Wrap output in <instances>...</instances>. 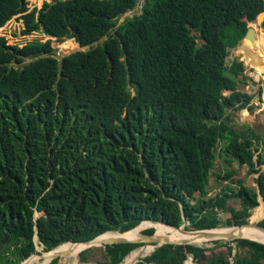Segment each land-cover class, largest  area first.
<instances>
[{
    "label": "trees",
    "instance_id": "trees-1",
    "mask_svg": "<svg viewBox=\"0 0 264 264\" xmlns=\"http://www.w3.org/2000/svg\"><path fill=\"white\" fill-rule=\"evenodd\" d=\"M27 3L0 0V26L19 14L23 33L41 30L88 49L58 59L50 38L19 46L0 36V264H19L36 245L47 251L146 220H186L187 230L242 225L259 196L264 206V138L232 127L227 113L251 110L254 95L237 89L243 61L226 63L264 0H143L121 21L138 0ZM252 140L263 153L254 156ZM216 150L255 173L257 188L225 168L217 177L229 184L205 197ZM218 211L229 216L221 221ZM232 242L242 252L205 264H264V243ZM136 246L105 244L99 264H119ZM203 251L163 244L135 264H195L187 258Z\"/></svg>",
    "mask_w": 264,
    "mask_h": 264
},
{
    "label": "rangeland",
    "instance_id": "rangeland-1",
    "mask_svg": "<svg viewBox=\"0 0 264 264\" xmlns=\"http://www.w3.org/2000/svg\"><path fill=\"white\" fill-rule=\"evenodd\" d=\"M27 1H28L27 7H29V9H31L32 7H37V8L40 7L42 1H50V0H27ZM142 3H143V0H138L137 5L132 10L125 12L119 18V21H121L125 16L131 17L132 15L139 13ZM260 14H262V16H261L262 18H261L260 22L258 23V26L259 27L261 26L260 29L262 30V32H264V30L262 29V25H263V21H264V11ZM257 17H256V19H257ZM256 19L253 22H255ZM18 20H20V19L17 16L15 18V21H18ZM6 25H9V23H7ZM6 25L3 28V29H6V32H3L2 31L3 29H2L1 33H4L6 35L5 37L8 39L7 42L9 44H13V43L23 44L24 39L22 37L23 36L22 30L21 31L20 30H14V29H12V27H9ZM10 33L12 36H9ZM243 37L241 39H243ZM32 38H35V37H32ZM36 38H41L42 40H44L45 36H43L41 33H39V34H37ZM103 38H105V37H103ZM103 38L99 39L98 41H101ZM67 40L70 41L69 47H66V49H65L62 47V43L67 41ZM243 44H241V42L239 41L238 44L234 48L229 50L228 56L226 58V63L229 64L233 58H237L238 60L243 61V64H244L243 75H245L246 78L243 79V78H241V76L238 77L237 89L240 91H243V92L252 93L254 95V97H253L254 99L251 100L252 105H253V109L249 110L248 114L251 115V118L253 119V121L255 119V116L259 117L258 122H256V124L255 123L252 124V126L255 127L256 130H259V132L261 134H264V109H262L261 112H259L257 115H254V113H253L257 110V108L259 107V105L261 103H263V106H264V52H261L260 50H255L254 48H252V46H253V42H252L249 46L246 45V52L241 57L240 53H238V52H239V48L242 47ZM51 46L54 48V56L57 57L58 59H60L64 55L69 54L71 52H74L76 50L88 49V46H79V44L76 41H74V39H72V38L63 39L62 41H57L53 37V38H51ZM75 46H77V47H75ZM259 67L261 69V72H257V69ZM252 83H254V86H252ZM229 92H230L229 90H225L223 92V94L228 95ZM241 112H242V110L238 109L236 112L233 113V120H234L235 115H237L238 117H240V115H241L240 122L242 123V125H239L240 128L235 127L239 131L248 127L247 126L248 125L247 119H249L248 118L249 116L247 114H246V116H243V114H241ZM231 119H232V117H231ZM233 123H234V121L231 122V124H233ZM257 124H259V125H257ZM218 146H219V144H218ZM218 153H219V151L216 150L214 164H213V167L211 169V174H210L211 178H212V183L208 187L209 190L211 189L212 195H214L216 192L219 191V190H216V188H218V186H222V181L217 178L216 173L217 174L220 173L221 169L223 170L225 168H228V169L235 168L233 164L228 165L222 160L221 157H218L219 156ZM216 157H218V158H216ZM235 169L237 170L236 174L239 176V178H241V177L246 178L247 174H246V167L244 164L243 165L238 164L237 168H235ZM236 174L234 177H236ZM239 204H240V199H237V198H230L227 202V205L231 208H234V209L239 208ZM252 211H253V209L251 210V215H252ZM217 216L221 219V221H224L225 218L229 216V213H227V212L223 213L222 211H218ZM250 219H251V217H250ZM262 219H264V215L261 216L260 218H258L257 220L251 219L250 221L251 222H258ZM143 222H150V224L142 226L140 231H139L138 236H144V234L141 233V231L143 229H146L149 227L154 228L155 225L158 223L167 225L161 221L155 222V221L146 220ZM188 225H189V223L186 220H183V223L179 227L182 228L184 231H193V230H187L186 229V227H188ZM227 226H234V225H226V226H218V227H227ZM154 230H155V228H154ZM225 237L226 236H218V237L210 238L207 240L203 239L202 244L190 243V244H193L196 246L204 247V251L197 258H194L192 255H190L187 259H190L195 264H205L208 261V259L210 257H212L213 255L222 254L223 256H225L227 259H229L231 261L232 257L236 253L242 252V251L236 247L234 242L229 241L228 245L231 248V251L229 252V250L227 249V245H224V242H227V241H223V240L218 239V238H225ZM158 240H160V239H158ZM214 241H219L221 243L215 244ZM67 243L63 242L62 244H60L56 247H53L47 251H43L42 246L36 245L35 251L33 253L37 254V256H35V258L33 260H31L27 263H24V264H50L53 259L56 260V262L54 264H58L62 258V256L59 255V253L61 252L60 249H61L63 244H67ZM149 244H152V243L139 242L138 246L133 248V250L138 249L139 247H148V246L150 247ZM83 249H86V248H83ZM83 249H81L78 252V255H77V263L78 264L79 263L80 264H85V263L86 264H99V262L104 261V258H103L104 245H99V246L93 245V246L87 247L88 250L85 254L86 255L85 260H82V258L79 255V253ZM153 249L144 253L143 255L146 256V255L150 254L153 251ZM133 250H131L126 256H128ZM43 255H45V256H43ZM143 255L138 257V259L133 264H135L139 259L143 258L144 257ZM125 257L122 259V261L119 264L123 263ZM66 258L68 259L67 255H66ZM182 264H184V262Z\"/></svg>",
    "mask_w": 264,
    "mask_h": 264
},
{
    "label": "bare ground",
    "instance_id": "bare-ground-1",
    "mask_svg": "<svg viewBox=\"0 0 264 264\" xmlns=\"http://www.w3.org/2000/svg\"><path fill=\"white\" fill-rule=\"evenodd\" d=\"M261 16L262 14H259L255 22H252V21L249 22L247 24V29L249 27H252L254 29V37L252 39V42H253L252 48H254L255 50H260L261 52H264V32H262V30L258 26V23L260 22L262 18ZM69 42H70L69 40L63 42L62 47L65 49L66 47H69ZM257 72H261L260 67L257 69ZM263 215H264V206L262 203H260L258 206L254 207L252 211L251 219L257 220ZM147 224H150V222H142L134 229L126 231L124 233H119L117 231H111V232L105 233L97 237L96 242H103L106 238H113V237H123L126 239L139 237L138 235H139V231L141 227ZM154 228H155L154 231L158 239H160L158 240V244H160L164 240H171V241L185 240L189 243L202 244L203 239H207V238L210 239V238H214L218 236H228V235H233V236L239 235L242 237L256 239V240L264 242V235L259 230L253 228L251 225L240 226V227L238 226L219 227V228H214V229L204 230V231H199V232L184 231L180 227L179 228L172 227V226L170 227L168 225L159 224V223L156 224ZM155 246L156 245L151 244L150 247L149 246L139 247L138 249H135V250L132 249L133 251L128 256L125 257L123 263L121 264H133L138 259V257L152 250ZM84 247L86 246L82 243L70 242L67 244H63L60 249L61 252L59 253V255L62 256V258L58 264H78L77 263L78 252ZM66 255L68 256L69 260L66 258Z\"/></svg>",
    "mask_w": 264,
    "mask_h": 264
},
{
    "label": "water",
    "instance_id": "water-1",
    "mask_svg": "<svg viewBox=\"0 0 264 264\" xmlns=\"http://www.w3.org/2000/svg\"><path fill=\"white\" fill-rule=\"evenodd\" d=\"M262 29L264 30V24L262 25ZM253 37H254V29L252 27H249L247 29V31H246V34L244 35L243 39L240 40V42H241V44L244 43L245 45H248L249 46L252 43ZM252 84H254V83H252ZM227 122H228V119H225V123H227ZM238 164H239L238 159H235L234 162H233L234 167L237 168ZM258 199H259V202L263 204V201H262V199H261L260 196H259ZM250 220L251 219H250V216H249L248 217V220H247V222L245 224L237 225V226L240 227V226H245V225H251L253 228L259 230L264 235V226L258 224V222H251ZM137 226H135V227H137ZM172 227H174V226H172ZM134 228H132V229H134ZM132 229H130V230H132ZM204 230H210V229H199V230H193L192 232H194V231L199 232V231H204ZM107 232H111V231H106L104 233H107ZM189 232H191V231H189ZM104 233L99 234L96 237H94V238H92V239H90L88 241H84V242H72V243H82V244H84L86 246L84 248H87V247H90V246H93V245L99 246V245H105V244H117V243H125V242H131V243H139V242L152 243V244L156 245L155 248H157V247H159V246H161L163 244H175V245H177V244H180V245L190 244L189 242H187L185 240H175V241L164 240L163 242H161L160 244H158V237H157L155 231L152 234H150V235L139 236V237L131 238V239H126V238H123V237H113V238H106L103 242H96V238L99 237V236H101V235H103ZM119 233H124V232H119ZM6 237L7 236L4 235V237L2 239V242L6 239ZM238 238H246V237H242V236H239V235H236V236L228 235L225 238H218V239L219 240H223V241H232V240L238 239ZM35 239H36V235H35ZM248 239H250V238H248ZM251 240L264 243L263 241H259V240H256V239H251ZM32 254H34V253H32ZM32 254H30L28 257H30ZM182 259H184V256H182ZM25 260H23L19 264H22Z\"/></svg>",
    "mask_w": 264,
    "mask_h": 264
},
{
    "label": "crops",
    "instance_id": "crops-1",
    "mask_svg": "<svg viewBox=\"0 0 264 264\" xmlns=\"http://www.w3.org/2000/svg\"><path fill=\"white\" fill-rule=\"evenodd\" d=\"M261 27V26H260ZM252 86H254V84H252ZM229 94V93H228ZM254 99V98H253ZM252 99V100H253ZM251 104H252V101L250 102ZM252 109H253V107H252ZM251 109V110H252ZM262 109H264V106H263V103H261L260 105H259V107L257 108V110L255 111V112H253L254 113V115H257L259 112H261V110ZM239 110H242V112H241V114H243V116H246V114L249 116L248 118L249 119H247L248 121V127L252 130V131H254L255 133H259L261 136H262V138H264V134H261L260 132H259V130H256V128L255 127H253L252 126V124H256V122H258V119H259V117L258 116H255V119H254V121H253V119L251 118V115L250 114H248L249 113V110L247 109V108H242V109H239ZM237 110H234V109H227V113L229 114V118H230V125L232 126V127H239V125H242V123L240 122V117H241V115H240V117H238L237 115H235L234 116V120H233V113L234 112H236ZM231 117H232V119H231ZM250 120V121H249ZM232 121H234V123L233 124H231V122ZM257 125H259V124H257ZM248 127H246L245 129H247ZM240 128V127H239ZM236 129V128H235ZM245 129H242V130H245ZM238 130V129H237ZM239 131V130H238ZM253 141V144H252V149L254 150L255 148H257V151H254V156L257 154V153H259V154H261V153H263V151H262V142H261V140H259V142H256L255 140H252ZM221 147V143L219 144V146H218V149ZM218 157H221L222 158V160L226 163V164H230V165H232L233 164V162H234V160L232 161V163H228L227 162V160H226V156L225 155H223V154H220V153H218ZM218 157H216V158H218ZM245 165V164H244ZM245 167H246V165H245ZM262 168H264V165L262 166ZM247 169V168H246ZM222 170V169H221ZM221 170H220V172H221ZM210 174H211V171H210ZM216 176H217V173H216ZM236 177H239L237 174H236ZM255 177H256V174L255 173H250V174H248L247 176H246V178H242V179H244V182H245V184L246 185H248V186H250V187H253V188H257V185H256V183L254 182V179H255ZM218 178V177H217ZM211 183H212V178H211V175L209 176V178H208V182H207V185H206V189H207V193H206V195H205V197H209V196H212V194H211V189L209 190L208 189V187L211 185ZM226 185V184H229L227 181H222V186H224V185ZM222 186H218V188H216V190H219L220 191V189L222 188ZM220 188V189H219ZM259 198V197H258ZM229 200V199H228ZM259 200V199H258ZM195 200L194 199H191L190 200V202L191 203H193ZM228 202V201H227ZM260 203V202H259ZM259 205V204H258ZM252 209H254V208H252ZM251 209V210H252ZM250 210V211H251ZM250 217H251V214H250Z\"/></svg>",
    "mask_w": 264,
    "mask_h": 264
},
{
    "label": "built area",
    "instance_id": "built-area-1",
    "mask_svg": "<svg viewBox=\"0 0 264 264\" xmlns=\"http://www.w3.org/2000/svg\"><path fill=\"white\" fill-rule=\"evenodd\" d=\"M19 17V19L20 20H18V21H15V18L16 17ZM7 23H9V25H6ZM9 26V27H12V29H14V30H22L23 28H24V24H23V21H22V19H21V17H20V15L19 14H17V15H14L11 19H9L4 25H2V26H0V36H6L4 33H1V30L4 28V26ZM6 28V27H5ZM3 32H6V29H3L2 30ZM39 33H41L43 36H45V39L44 40H42L41 38H36V36H37V34H39ZM22 37H23V39H24V43L23 44H18V43H13V44H17V45H19V46H22V45H24L25 43H27V42H29V41H32L33 39H39L40 41H45L46 39H48V38H53V37H49V36H47L45 33H43V31H41V30H34V31H31V32H29V33H22ZM9 36H12L11 35V33L9 34ZM35 37V38H32V37ZM6 38V37H5ZM7 39V38H6ZM7 41H8V39H7ZM8 43V42H7ZM9 44V43H8Z\"/></svg>",
    "mask_w": 264,
    "mask_h": 264
},
{
    "label": "clouds",
    "instance_id": "clouds-1",
    "mask_svg": "<svg viewBox=\"0 0 264 264\" xmlns=\"http://www.w3.org/2000/svg\"><path fill=\"white\" fill-rule=\"evenodd\" d=\"M141 222H142V221H141ZM141 222H140V223H141ZM169 226H170V225H169ZM176 228H178V227H176ZM59 245H60V244H59Z\"/></svg>",
    "mask_w": 264,
    "mask_h": 264
}]
</instances>
